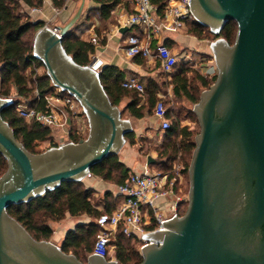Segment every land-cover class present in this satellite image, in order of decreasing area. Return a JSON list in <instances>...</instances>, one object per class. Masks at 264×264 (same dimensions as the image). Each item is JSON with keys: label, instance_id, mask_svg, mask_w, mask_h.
<instances>
[{"label": "water", "instance_id": "1", "mask_svg": "<svg viewBox=\"0 0 264 264\" xmlns=\"http://www.w3.org/2000/svg\"><path fill=\"white\" fill-rule=\"evenodd\" d=\"M86 0L64 25H43L33 38L55 87L79 102L89 132L30 152L2 117L14 99L0 96V154L8 169L0 176V264H119L91 253L87 262L51 240H37L8 212L14 204L43 196L66 181H83L105 158L119 154L134 131L110 100L100 71L78 64L63 46L81 18ZM195 21L218 35L237 24L233 44L210 42L217 79L193 107L200 130L189 166L185 213L144 235L140 264H264V0H191ZM156 163L148 156L147 164Z\"/></svg>", "mask_w": 264, "mask_h": 264}, {"label": "trees", "instance_id": "2", "mask_svg": "<svg viewBox=\"0 0 264 264\" xmlns=\"http://www.w3.org/2000/svg\"><path fill=\"white\" fill-rule=\"evenodd\" d=\"M51 1L58 9L63 8L66 3V0ZM95 1L99 2L100 6L91 11L97 10L102 19H108L112 10L124 0ZM126 1L132 2V0ZM151 2L156 7L157 16L163 18L168 0H151ZM23 3L30 8H40L43 6L44 0H0V96L5 98L13 95H32L36 82L42 94H49L55 88L46 72L39 74L36 77V82L30 72L33 61L43 66V63L33 56V38L44 23L33 22L24 11ZM81 19L79 20L81 21ZM79 20L64 38L63 46L78 64L89 65L92 61L91 56L95 51L96 40L82 39L77 35ZM186 27L188 31L201 40L209 39V37H212V39L223 37L227 42L233 44L237 35L235 21L227 23L218 35L212 34L208 27L199 24L195 20L186 22ZM164 43L170 47V40L167 39ZM134 57L141 56L136 55ZM182 63L186 67L188 66V63ZM187 72H191L190 75H187ZM100 78L114 105L119 106L123 99L126 97L131 98V103L122 109L123 117L127 111L136 119L145 117L147 113L146 106H138L140 93L136 90L126 89L121 84L124 79L122 70L114 65L103 66L100 69ZM216 79L217 75L209 77L191 67L186 68L173 79L174 93L177 98H183L194 105L198 103L201 92L208 89ZM152 89L149 101L154 109L158 99V86L153 85ZM19 101L18 98H14L13 103L2 110V117L13 129L15 137L32 153H40L37 150L39 143L58 146L59 143L54 131L50 127L35 119L27 120L20 116L17 111ZM42 105V103L39 104V107H43ZM153 109H150L148 114L154 115ZM188 113H190L189 116H194L198 122L193 110ZM179 115L180 113H175L174 110L173 112L167 111L171 126L167 130H162L164 140L161 144L156 145L155 150L158 153L156 163L150 164V166L157 165L162 171L172 172L175 163L180 162L184 166L185 178L189 180L188 171L196 146L195 136L197 132L190 123H183ZM87 135L78 134L71 129L69 139L78 142L81 138H86ZM126 139L130 144H136L135 132L128 133ZM7 169V159L0 154V176ZM130 173V169L120 161L119 154H113L105 158L91 169V174L118 185L122 184ZM94 198L96 197L93 189L85 187L83 181H66L56 189L48 190L43 196L10 206L8 212L37 240H51L53 228L50 222H61L68 216L87 215L93 218L92 221L79 223L75 228L69 230L60 245L64 252L72 253L80 261L86 263L89 254L93 253V245L99 232L97 218L102 213L97 208L99 199L95 200ZM116 207L106 206L105 211L112 212ZM39 213L44 219H39ZM93 238L95 239L91 246ZM138 241L137 235L127 236L120 228L114 240V257L109 256L108 259L113 257L119 264H140L143 257L141 252L135 249Z\"/></svg>", "mask_w": 264, "mask_h": 264}, {"label": "built area", "instance_id": "3", "mask_svg": "<svg viewBox=\"0 0 264 264\" xmlns=\"http://www.w3.org/2000/svg\"><path fill=\"white\" fill-rule=\"evenodd\" d=\"M191 0H168L165 8V16L159 18L156 7L151 0H132L133 12L126 20V25L138 26L143 31V36L131 35L127 40L125 53L129 57L140 55L143 58L158 60L164 72L171 73L178 64L179 58L173 50L161 39L156 46L152 40L161 38L163 32H175L181 28V23L195 20L190 10ZM187 60L191 57L187 54ZM90 66L97 71L104 65L100 56H93ZM44 66L33 61L30 72L36 82V77ZM217 75V68L206 72L205 76ZM126 89L136 90L141 95L145 92L144 84L136 77H128L122 81ZM14 99V97H11ZM20 101L17 111L27 120H37L52 130L63 129L69 125V119L76 116L79 102L70 98L65 91L55 87L49 94H42L37 82L34 92L30 96L16 95ZM43 107H39V104ZM167 106L161 97L157 100L153 112L160 122L161 130H167L171 122L167 117ZM70 131L67 133L70 135ZM184 166L176 162L172 172L160 169H152L146 165L144 171L131 172L126 180L118 185V192L122 202L112 212H102L97 218L99 232L96 236L93 252L108 259L111 256V248L114 245L115 236L121 228L127 236L137 235L141 248L148 242L142 235L164 229L163 221L176 216H182L188 206L189 195H182L185 174ZM160 202L165 204L162 206ZM114 259L113 257L108 260Z\"/></svg>", "mask_w": 264, "mask_h": 264}, {"label": "crops", "instance_id": "4", "mask_svg": "<svg viewBox=\"0 0 264 264\" xmlns=\"http://www.w3.org/2000/svg\"><path fill=\"white\" fill-rule=\"evenodd\" d=\"M81 2L82 0H80L77 4L76 0H66L65 6L58 9L54 6L51 0H44L43 6L40 8H30L24 3L23 8L33 22H43L44 25L56 28L64 25L71 19V17L78 10ZM99 6L100 3L95 0H86L82 19L78 26L77 35L82 39L96 40L95 51L91 58L95 55L100 56L104 61L103 66H117L123 71L124 79L128 77H136L145 86L146 91L144 94H139L140 101L138 106L145 105L147 113L145 117L137 119L139 123L134 126L136 144L132 145L129 142H126L121 150V155L119 156L120 161L130 169V172H142L147 165V158L149 155H147L146 158L143 157L140 148L137 147L139 139L141 137L155 139L164 136L163 131L160 129L159 120L155 118L154 115L148 114V111L153 109V105L149 101L153 85L158 86L157 98L159 99L162 97L164 99L169 111L173 112L174 110L175 113L180 114L185 110L187 113L190 112V110H193L195 104L192 105L187 101V103L183 104L184 107H186L185 109H177L176 107L173 108V97L177 98L174 93L175 85L173 83V79L184 69H188L190 67L205 75L206 72L212 70L214 67V63L211 60L212 52L210 54H205L207 57L205 66L198 65L197 62L193 64L194 54L197 53L198 46L201 41L205 42V40L198 39L192 32L188 31L186 25L184 26L187 30L183 34L178 31L170 33L163 32L161 38L152 40L153 46H156L160 39L163 42L168 39L170 40V48L179 58V62L174 67L173 71L171 73H166L163 71L158 60L143 57H129L125 53L127 40L131 35L143 36V31L140 27L126 25V20L134 9L132 2L124 0L112 10L111 16L108 19H102L97 10L91 11ZM187 54L192 58L191 61L185 58ZM182 62L188 63V66L186 67ZM190 73L191 72H187V75H190ZM130 103L131 98L126 97L120 104H123L124 107L122 109H124ZM127 113L128 118H134L130 115L129 111H127ZM71 129L74 132L83 135H86L89 132L88 120L81 106L78 108L77 115L72 116L69 119V125H66L63 129L58 128L53 130L57 141H71L67 133V131ZM150 156L155 158L156 153L153 152ZM150 167L155 169L157 165ZM83 182L85 187L93 189L94 196L99 199L97 208L102 212H106V206L116 207L122 202V197L118 192V184L105 180L94 174L88 175ZM164 204V202H160V205L163 206ZM92 220L93 218L87 215L79 217L68 216L64 222L52 225L53 236L51 241L60 246L69 230L75 228L79 223H88Z\"/></svg>", "mask_w": 264, "mask_h": 264}, {"label": "rangeland", "instance_id": "5", "mask_svg": "<svg viewBox=\"0 0 264 264\" xmlns=\"http://www.w3.org/2000/svg\"><path fill=\"white\" fill-rule=\"evenodd\" d=\"M76 2H77V4L80 2V0H76ZM82 18V17H81ZM80 21V20H79ZM181 28H179L178 29V32L179 33H185L186 32V28H185V26H183V24L181 23ZM78 29V28H77ZM166 33V32H165ZM168 33V32H167ZM170 33V32H169ZM213 40H215V39H212V37H209V39H205V42H203V41H201V43L199 44V46H198V50H197V53L196 54H194V61H193V64L195 63V62H197V64L198 65H201V66H205V64H206V59H207V57H206V55L205 54H210L211 53V49H210V42L211 41H213ZM208 41V42H207ZM207 42V43H206ZM211 60H212V62L214 63V66H215V62H214V58H213V56L211 57ZM46 72V69L45 68H43L42 70H41V73L40 74H43V73H45ZM65 93L70 97V98H72V99H74L76 102H78L77 100H76V98L73 96V95H70L67 91H65ZM11 97H14V98H16V95H13V96H11ZM174 98V100L172 101L173 102V108H177V109H179V108H186V107H184V103H187L183 98H175V97H173ZM119 107L122 109L124 106H123V104H120L119 105ZM190 114V113H189ZM189 114L186 112V110L184 111V112H182L180 115H179V117H180V120H182L183 121V123L184 122H188V123H190L191 124V126L194 128V130L198 133L199 132V130H200V127H199V124H198V122L196 121V118L194 117V116H189ZM124 118H128V113L127 112H125V115H124ZM128 119H130L131 120V122H132V124H133V127L134 126H136V125H138V123H139V121L137 120V119H135V118H128ZM62 136H63V134H62ZM163 140H164V138L163 137H159V138H155V139H151V138H149V137H141L140 139H139V141H138V148H140V150H141V153H142V155H143V157L144 158H146V156L147 155H150L151 153H153V152H155L156 153V156H155V158H157V152H156V150H155V147H156V145H158V144H161L162 142H163ZM66 142V141H65ZM65 142H61V141H58V143H59V145L60 144H62V143H65ZM50 147H52V146H50V144L49 143H39L38 145H37V150H39L40 152H43V151H45V150H47V149H49ZM121 155V152L119 153V156ZM155 169H159V167H156ZM188 193H189V180H188V178L186 179L185 178V180H184V182H183V192H182V195H188ZM95 200H98V197H96V198H94ZM38 216H39V219H44L43 218V216L39 213L38 214ZM65 220V219H64ZM64 220L63 221H61V222H64ZM77 220V219H76ZM61 222H50L51 223V225H55V224H60ZM67 222V221H66ZM74 222V221H73ZM62 224H65V223H62ZM94 239L95 238H93L92 239V241H91V246L93 245V242H94ZM135 249H137V250H139L140 251V248H139V244L137 243L136 245H135ZM114 250H115V246L113 245V247L111 248V256H113L114 257Z\"/></svg>", "mask_w": 264, "mask_h": 264}]
</instances>
